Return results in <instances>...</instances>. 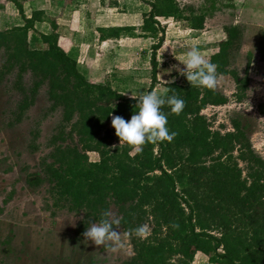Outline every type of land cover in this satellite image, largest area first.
Returning <instances> with one entry per match:
<instances>
[{
	"label": "trees",
	"instance_id": "obj_1",
	"mask_svg": "<svg viewBox=\"0 0 264 264\" xmlns=\"http://www.w3.org/2000/svg\"><path fill=\"white\" fill-rule=\"evenodd\" d=\"M6 1L23 19V25L0 31V83L14 74L12 88L21 96L8 126L22 122L44 87L50 112L62 113L49 142L51 150L40 161L41 176L27 178V185H46L53 208L82 214L77 235L105 218L112 206L122 217L120 229L125 234L141 225L151 227L143 237L134 232L128 236L133 256L125 264H192L197 253L210 264H264V160L237 120H231V132L221 133L212 130L203 114L229 99L215 89L168 83L166 95L185 101L179 115L167 104L162 107L167 126L176 135L171 142L146 143L137 152L119 140L111 120L131 117L140 98L126 97L110 83L88 81L79 69L78 52L63 50L54 24L49 34L36 32L44 12L34 11L28 18L25 0ZM180 1L145 0L149 11L143 15L140 37L158 39L152 48V82L155 53L163 41L158 20L183 22L190 30L201 31L206 19L220 9L213 0L209 8L181 6ZM109 5L117 7L116 2ZM134 31L126 26L99 28L97 33L100 41H109ZM223 32L225 37L209 60L217 65L218 78L233 80L234 99L241 103L249 78L247 72L242 78L232 69L230 58L241 49L242 29L226 26ZM250 60L248 55V65ZM27 75L29 85L24 83ZM258 113L264 115V105ZM38 136L33 134L34 150ZM90 153L98 155L97 162L90 160Z\"/></svg>",
	"mask_w": 264,
	"mask_h": 264
},
{
	"label": "rangeland",
	"instance_id": "obj_2",
	"mask_svg": "<svg viewBox=\"0 0 264 264\" xmlns=\"http://www.w3.org/2000/svg\"><path fill=\"white\" fill-rule=\"evenodd\" d=\"M213 1L220 9L206 19L201 31L190 30L183 22L158 20L163 41L155 53L154 82L151 81V58L158 39L140 37L143 15L149 11L145 0H25L23 10L28 18L34 10H44V23L36 24L38 33L49 34L51 23L57 22L61 30L67 31L59 30L61 34H74L72 46L64 45V50L78 52V66L86 79L92 83H110L113 89L130 98H141L151 87L152 91L164 92L170 82L189 84L177 71L183 68L179 62L181 57L196 45L204 58L209 59L225 37L223 28L240 27L242 46L230 60L232 69L240 77L248 74L246 98L236 102L233 80L219 77L215 90L229 102L209 107L203 114L212 130L221 133L231 132L230 122L237 120L255 153L264 160V115L258 113L259 106L264 105V0ZM111 2H116L117 7L111 8ZM211 4V0L180 1L181 6L194 8L204 5L209 8ZM18 25H23V19L17 10L10 2L0 0V31ZM126 26L135 28L133 37L124 35L106 44L97 37L99 28ZM60 45L63 46V41ZM248 55L251 56L249 65ZM2 62L0 52V66ZM14 77V74L5 77L0 83V264L129 262L133 256L130 240L120 228L117 230L121 232L123 245L116 251L109 246H97L84 235L76 234L82 214L53 208L46 185L39 188L27 185V178L40 174V161L51 150L49 142L61 124L62 113L59 109L50 112L44 87L22 122L9 127L11 114L21 100L12 88ZM30 81L29 75L24 77L25 85ZM34 133H39L34 143L38 150L32 147ZM89 158L99 159L91 153ZM239 166L244 167L240 163ZM110 213L117 215L116 208L112 206ZM150 229L148 226L146 232ZM199 260L193 264H203Z\"/></svg>",
	"mask_w": 264,
	"mask_h": 264
},
{
	"label": "clouds",
	"instance_id": "obj_3",
	"mask_svg": "<svg viewBox=\"0 0 264 264\" xmlns=\"http://www.w3.org/2000/svg\"><path fill=\"white\" fill-rule=\"evenodd\" d=\"M183 65L177 69L192 86L214 90L217 85V65L209 59H205L200 49L192 45L179 60ZM175 67V66H174ZM170 107V112L179 115L184 107L185 101L177 96H168L165 92L150 91L143 95L139 101V108L129 120L121 116H113L111 126L120 141L134 146L137 152L143 150L146 143L171 142L176 133L170 131L167 126V115L162 111L164 105ZM103 219L97 223H91L84 236L97 246H109L116 251L123 245L121 232L117 229L121 226L122 217L106 212ZM147 228L144 225L130 230L137 237H143Z\"/></svg>",
	"mask_w": 264,
	"mask_h": 264
},
{
	"label": "crops",
	"instance_id": "obj_4",
	"mask_svg": "<svg viewBox=\"0 0 264 264\" xmlns=\"http://www.w3.org/2000/svg\"><path fill=\"white\" fill-rule=\"evenodd\" d=\"M35 11V10H34ZM42 11V10H41ZM42 12H44V10L42 11ZM67 13H69V12H67ZM44 23V22H43ZM51 24H54L55 26H56V32L58 33V35L60 36V39H59V44L63 41V46L62 45H60L62 48H63V50H64V45L66 46V47H69V45L70 46H72V37H73V35L74 34H70L69 32L67 33V34H61L60 33V31H63V33L64 32H67L66 30H61V27L59 26V24L57 23V22H55V23H51ZM103 28H107V27H103ZM60 30V31H59ZM65 38H64V37ZM97 37H98V39H99V34H97ZM100 41V40H99ZM111 40H109V41H100L102 44H106L107 42H110ZM72 49H74V48H72ZM70 51V50H69ZM67 52V51H66ZM131 117H124V119L127 121V120H129ZM91 154H94V155H97L96 153H91ZM98 156V155H97ZM91 161H93V162H97L98 160H91ZM198 259H200L199 261L200 262H202L203 264H204V261H207V264H210L209 262H208V258L205 256V255H203L202 253H197L196 255H195V257H194V260H193V262H192V264L193 263H195ZM206 259V260H205Z\"/></svg>",
	"mask_w": 264,
	"mask_h": 264
}]
</instances>
